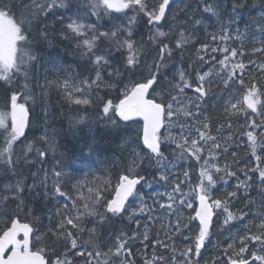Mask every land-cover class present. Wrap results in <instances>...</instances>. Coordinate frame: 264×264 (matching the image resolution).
Returning a JSON list of instances; mask_svg holds the SVG:
<instances>
[{"label":"snow or ice","instance_id":"1","mask_svg":"<svg viewBox=\"0 0 264 264\" xmlns=\"http://www.w3.org/2000/svg\"><path fill=\"white\" fill-rule=\"evenodd\" d=\"M196 3L197 11L203 6L201 15L220 16L221 4L217 0ZM174 4L176 0H89L87 5L74 0H0V81L8 85L0 92V264H77L78 260L82 264H136L133 245L137 240L144 245L143 264H200L201 250L211 242L214 218L219 216L224 217L225 226L233 227V221L243 224L244 234H230L222 245L218 244L221 256L213 258L212 264H220V260L224 264H264V159L256 155L258 148L264 152V119H248L264 116V88L254 76L245 82L246 69L264 76V63L253 60L246 65L242 43L231 46L243 40L238 28L236 35L231 29L241 19L236 13L248 5L233 3L228 25H221L218 33H208L201 40L195 25L203 21L187 15L191 5H177L173 10ZM259 6L262 11L256 29L264 37V0ZM91 16L97 23L84 22ZM106 16L108 28L102 31L100 22ZM49 17H54L52 24ZM141 20L150 31L148 47L132 39L134 26ZM55 23L62 25L65 39L69 35L75 39L81 71L56 64L45 48L50 43L49 29H54ZM165 26L168 30H161ZM105 40L110 44L107 49L100 47ZM259 43L261 46L254 47L251 55L264 54V39ZM196 44L199 47L195 48L194 63L189 65L191 71L181 68L168 78L167 62L177 53L183 57L184 51ZM49 64L52 66L47 67ZM214 78L221 80L225 89L230 90L232 84L242 89L229 98L224 113L229 120L245 116L248 130L244 134L257 161L254 168L243 170L245 179L237 181L234 191L225 190L221 196L214 195L219 185L237 176L230 170L233 165L219 163L230 137L220 143V137L211 134L209 118L197 119ZM53 90L69 108L92 107L99 113L93 123L129 134L122 145L130 149L127 163L114 184L110 173L108 177L94 176L92 181L77 180L70 187L65 183L72 179L73 172H83L84 166L91 163H107V159L100 157L95 144L87 145V154L82 147L76 158L66 160L64 153L55 156L56 133L47 131L48 101ZM188 91L193 95L188 96ZM113 92L118 95L109 98ZM84 120V116L69 117L73 127ZM189 120L194 122H186ZM41 125L44 134L39 140L46 147L37 149L35 142L28 140L27 132L40 130ZM222 127L217 128L218 133ZM34 149L41 163L47 161L51 151L60 169L51 174L52 194L57 200L55 212L48 215L49 227L40 234V217L29 207L25 193L28 199H34L33 194L38 196L42 188L47 195L48 175L37 184V173H32L33 183L28 184L22 171ZM193 162L198 165L195 181L192 168L185 167ZM65 168L71 171L65 172ZM149 168L156 173L151 180L141 174ZM249 171L258 173L259 207L255 213L251 209L258 201L251 195ZM153 184H160L165 191H153L149 205L138 186L151 188ZM137 199L140 218L132 207ZM238 199L246 203L237 213L232 208ZM185 208L194 213L188 217L189 222L198 221L194 236L183 235L190 231L181 211ZM155 212L161 215L154 216ZM125 214L135 222L137 230L131 235L121 230L101 239L102 230ZM145 214L141 233L138 230ZM250 214L252 221L245 224ZM165 217L167 222L161 223L159 230L149 227V222L154 224ZM161 232L164 239L159 238ZM181 237L184 247L178 248L176 240ZM190 240L192 243H188ZM158 249L164 254L158 255Z\"/></svg>","mask_w":264,"mask_h":264},{"label":"trees","instance_id":"2","mask_svg":"<svg viewBox=\"0 0 264 264\" xmlns=\"http://www.w3.org/2000/svg\"><path fill=\"white\" fill-rule=\"evenodd\" d=\"M74 2H78L81 4L87 5L89 0H74ZM211 2V0H210ZM218 3L221 4L220 8V16H210L208 13H204L201 15L203 11V6H200V10L197 11V3L196 0H176V4L173 5V10L176 9L177 5L180 8H183L186 4L191 5L188 9L187 15L189 17L194 16L195 19H201L203 21L202 25H195L196 35L204 40L208 33H218L220 31L221 25L227 26L229 20L232 18V4L233 3H246L248 5L247 8H244L241 12L236 13V15H240L241 19L238 24L232 25V34L236 35V29H239V32L243 34V40L238 41L235 44H231V46L239 47L242 43L243 50L246 53L245 56L242 57L244 63L247 65L249 61H256L257 64L264 63V54H256L251 55V51L254 47H260L259 41L264 39L261 37L256 29V23L258 22V18L261 14L262 9L259 6L260 0H217ZM27 3V0H25ZM90 21L93 23H97L95 16L88 17ZM180 19L184 20L185 17L183 14L180 15ZM49 24L54 22V17L48 18ZM103 24L102 29H105L107 26L106 17L100 22ZM167 27V26H165ZM50 34V43L45 45V48L51 53L52 58L55 60L56 64H62L65 67L70 68L73 72H79L81 69L77 66L81 63L79 53L75 47L76 41L71 38L69 35L68 39H65L66 35L65 31L62 28L60 23H55V28L49 29ZM150 31L149 28L145 26L144 21H139L134 26V33L132 39L136 42H145V47H148L146 43L149 39ZM110 46L107 40L103 41L100 44L101 48L107 49ZM114 48V45H112ZM199 47L198 44L190 46L187 48L183 57L179 53L175 54L171 60L167 62V68L165 71L167 72L168 78H171L174 70L173 65L176 63L184 69H191L189 65L194 63L195 61V48ZM220 56H217V59H220ZM116 59L119 60L120 57L116 56ZM147 62H151V56L147 58ZM49 64L47 67H51ZM204 71H207V67L204 68ZM251 73V76L249 75ZM195 73H193L194 75ZM255 77L256 82L262 88H264V76L254 71V69H246L245 72V82H249V80ZM23 83V80L20 81ZM40 83H43V69H41V78ZM8 87V85L4 84V82L0 81V92H2L3 88ZM242 91L236 84H232L231 89H225L224 84L221 80L214 78L211 81V91L208 98H206L201 103L202 115L197 119H203L204 116L209 118V123L211 127V134L214 136H219L220 143H224L226 138L227 142V152L222 154V158L219 163L221 165L228 163L233 165L230 169L231 171L237 172L236 177L226 178L227 184L221 183L219 185V190L214 193L216 196H221L224 191H234V186L236 185L238 180H244V172L245 168L252 169L256 166L255 156L252 154V150L248 144L247 137L244 134L248 129L245 128L246 120L245 116L241 114L240 116L232 117L230 120L224 113L225 102L232 95L237 92ZM103 95V93H101ZM118 93L113 92L110 94L109 98H113L117 96ZM188 96H192L193 93L191 91L187 92ZM264 100V97H261ZM114 102H118L114 100ZM48 110L50 112V116L47 120V131L49 134H52L53 131L56 133V141L57 148L55 156L58 158L61 153L65 154V159L76 158L81 155L80 149L83 147L85 149L84 154H87V145L95 144L97 146V151L102 159H107V163H91L84 166L83 172L76 171L72 173V179L65 180V183L69 185V187L74 184L77 180H87L92 181L94 176L100 177H108L110 173V179L113 184L118 179V175L124 171V166L127 163V156L130 149L126 147H122L124 144V140L128 137V133L118 132V130H110L105 129L102 124L97 125L93 123L96 120V117L99 115L98 112L94 111L92 107L79 106V108L73 106L69 108L66 104L63 103L61 99V95L53 90L51 92L49 101H48ZM196 111V109H193ZM76 116H84L85 120L73 127L70 125L69 117ZM256 118L257 120L264 119V116L251 117L248 119ZM188 123H192L194 121L189 120L186 121ZM231 124L229 128L228 125ZM222 127V131L220 133L217 132V128ZM36 127V125H34ZM40 130L27 132L28 140L35 142V148L43 149L46 146L43 145L39 137L44 134V126H39ZM27 131V130H26ZM163 131V130H162ZM259 140V137H258ZM27 143V141H25ZM232 153H236L235 157H233ZM165 154H168V151H165ZM256 155L261 156L264 159V152H261L259 148L257 149ZM54 154L50 151L47 161L41 163L39 159H37L35 155V149L33 154L29 156V163L23 165L22 171L24 177L27 179V183H33L32 173H37V177L35 182L39 184L40 180L47 173L48 181H47V195L44 194V189H38L39 195H34V199H28V193H25L26 202L29 207L35 210L34 214L40 217V223L37 225L39 227L40 233H43L47 227H49V220L47 219L48 215L55 212L57 200L53 196L52 192V171L60 170L56 167V159L53 158ZM93 160L96 159V154L93 155ZM116 164L117 166H113ZM34 165V166H33ZM264 167V165H261ZM145 167H147V162H145ZM185 167L192 168V179L195 181V173L198 171V165H195L194 162L192 165L186 164ZM65 172H70L69 168L64 169ZM178 171L182 172L183 169H178ZM85 173H89V175L85 176ZM142 175H145L149 180L152 179L153 175H156L154 169L149 168L148 171L142 172ZM248 175L252 176V197H255L258 201L257 206L251 209L252 213H255L259 207V196H258V173L253 175L251 171L248 172ZM183 177L181 176V179ZM15 177H13L11 182H15ZM8 182V181H5ZM66 191L68 188L65 189ZM139 192L143 194L144 200L151 205L152 201L150 199L151 193L153 191H165V187L160 184H153L151 188L141 185L139 187ZM171 190V182L168 185V189ZM187 187H185V191H187ZM75 195V193H71ZM85 194H87V189H85ZM243 195V194H241ZM110 198V196H109ZM132 198L130 199V201ZM62 203V201H61ZM246 203L245 199H238L233 202L232 210L238 213V210L244 207ZM132 207L137 209V218H140L138 207L139 201L133 202ZM132 208L129 209L131 212ZM184 216V223L189 224L190 231H185L184 236L192 235L198 231V221L189 222L188 217L194 215V213L190 209H182ZM153 215H161L159 212L153 213ZM146 216L141 219V225L139 228V232L144 231V224L146 222ZM168 217H165L163 220H157L154 224L149 222V227L154 228L156 230L160 229L161 223H166ZM171 219H175V217H171ZM223 216H219L214 218V227L212 229V235L210 237L211 242L206 243V247L201 250L202 255L200 259V264H212L213 258H219L221 256V250L217 247L218 244L222 245L228 236L231 234L235 236L237 233L239 235H243V224L233 221V227L223 225ZM53 223L56 220V217L52 216ZM252 221V215L248 216V219L245 220V224H249ZM42 225V227L40 226ZM91 227V225H89ZM121 230L127 231L129 235H131L132 231L137 230V226L134 221H130L128 219V214H125L123 219L114 218L113 225L109 227H105L103 231V236L101 239L106 238L109 233L118 234ZM160 239H164L163 233H160ZM85 239H87V233H85ZM142 239V237H141ZM188 243H192V241H188ZM176 244L178 248L184 247V242L181 238H177ZM133 251L136 258V264H143V255H144V245L140 243L139 240L135 241L133 245ZM157 254H164L162 250H157ZM148 255H151V249L148 250ZM55 259V257H52ZM77 264H82V261L78 260ZM220 264H224L223 260H220Z\"/></svg>","mask_w":264,"mask_h":264},{"label":"rangeland","instance_id":"3","mask_svg":"<svg viewBox=\"0 0 264 264\" xmlns=\"http://www.w3.org/2000/svg\"><path fill=\"white\" fill-rule=\"evenodd\" d=\"M65 15H68V13H64ZM129 15H132V13H129ZM109 18L106 16V21L108 20ZM84 22L85 23H93V21H90L88 18H85V20H84ZM107 27L105 28V29H100V30H102V31H105V30H107V28H108V24L106 25ZM161 30H163V31H167L168 30V28L167 27H164V28H162ZM154 31V30H153ZM121 38H125V37H121ZM173 66H175V67H173V70H174V72L175 71H177L178 69H181L182 67L181 66H179V65H177L176 63L173 65ZM229 100V98L226 100V102ZM226 102H225V104H226Z\"/></svg>","mask_w":264,"mask_h":264},{"label":"water","instance_id":"4","mask_svg":"<svg viewBox=\"0 0 264 264\" xmlns=\"http://www.w3.org/2000/svg\"><path fill=\"white\" fill-rule=\"evenodd\" d=\"M140 186H138V188H139Z\"/></svg>","mask_w":264,"mask_h":264}]
</instances>
